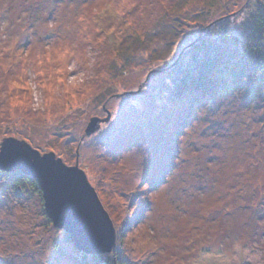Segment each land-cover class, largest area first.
I'll use <instances>...</instances> for the list:
<instances>
[{
	"label": "rangeland",
	"instance_id": "374dc122",
	"mask_svg": "<svg viewBox=\"0 0 264 264\" xmlns=\"http://www.w3.org/2000/svg\"><path fill=\"white\" fill-rule=\"evenodd\" d=\"M246 3L215 26L243 35ZM205 6L0 0V146L15 136L78 162L116 229L131 222L126 264H264V74L232 62L215 92H175ZM5 175L0 264H76L37 192Z\"/></svg>",
	"mask_w": 264,
	"mask_h": 264
},
{
	"label": "trees",
	"instance_id": "16d2710c",
	"mask_svg": "<svg viewBox=\"0 0 264 264\" xmlns=\"http://www.w3.org/2000/svg\"><path fill=\"white\" fill-rule=\"evenodd\" d=\"M204 2L207 6L191 13L190 19L197 21L198 24L199 21L205 24L196 39L192 41L193 47L192 53L188 55V67H184V73L178 79L175 92L178 91L179 96H182L183 92L188 89L203 88L207 93L215 92L221 84L216 75L217 71L232 62L239 63L237 69L241 70H237L238 72L252 71L254 75L255 73L256 75L264 74V0H246L243 35L237 34L230 27L221 30L215 26L219 21L232 14L229 11L230 0H213L212 4L209 3V0H204ZM234 76L232 77L234 78ZM3 172L8 180H14L17 185L21 186L29 184L37 192L44 206L45 216L55 226L46 213L43 191L38 180L22 170L7 172L3 170ZM141 213L139 214L142 215ZM132 220L134 221L133 218ZM130 227H132L131 222L127 221L117 227V244L112 252L92 254L79 251L81 255L76 264H126L128 258L124 251V238L128 229H131ZM66 234L74 245L70 234L68 232Z\"/></svg>",
	"mask_w": 264,
	"mask_h": 264
},
{
	"label": "water",
	"instance_id": "95a60500",
	"mask_svg": "<svg viewBox=\"0 0 264 264\" xmlns=\"http://www.w3.org/2000/svg\"><path fill=\"white\" fill-rule=\"evenodd\" d=\"M110 117L109 111L104 119L93 117L87 134ZM0 169L22 170L38 180L46 213L55 226L70 234L79 250L92 254L114 250L117 233L113 219L78 162L70 165L55 151L43 153L25 139L8 136L0 146Z\"/></svg>",
	"mask_w": 264,
	"mask_h": 264
}]
</instances>
